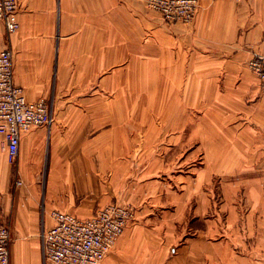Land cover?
<instances>
[{
	"label": "crops",
	"instance_id": "obj_1",
	"mask_svg": "<svg viewBox=\"0 0 264 264\" xmlns=\"http://www.w3.org/2000/svg\"><path fill=\"white\" fill-rule=\"evenodd\" d=\"M19 3L17 32L9 35L0 19V51L12 47L15 81L31 100L49 98L56 85L174 83L218 87L198 93L199 98L245 101L248 84L255 80L248 61L253 49L263 46L264 15L253 8L252 0H201L192 22L174 24L137 11L144 8L142 0ZM153 27L169 32L161 38L167 43L159 46L161 52L152 49ZM142 33L148 34L149 42L137 76L135 39ZM113 59L131 62L120 67ZM152 62L161 70L154 78L161 80H152ZM96 113L94 108L53 109L51 126L23 132L14 163L8 160L6 138L0 134V218L11 231L10 264H51L44 257L42 236L53 224L54 211L87 214L96 203L104 206L122 194L128 199L132 195L130 172L121 183V161L125 163L119 160V113L103 111L101 123ZM99 140L101 147L116 143L110 160L91 156L89 145ZM207 161L218 165L220 160ZM89 177L95 185L82 183ZM17 179L23 183L18 185ZM197 179L201 182L200 173ZM146 195L159 196L161 189ZM187 225L194 230L191 235L171 210L157 204L141 206L101 264H264V220ZM254 236L255 245L249 244Z\"/></svg>",
	"mask_w": 264,
	"mask_h": 264
},
{
	"label": "rangeland",
	"instance_id": "obj_2",
	"mask_svg": "<svg viewBox=\"0 0 264 264\" xmlns=\"http://www.w3.org/2000/svg\"><path fill=\"white\" fill-rule=\"evenodd\" d=\"M146 1L142 0L144 8L137 11L150 12L152 19L155 20L154 15H158L165 23L174 24L167 21L161 12L151 9ZM200 4L201 0L195 17ZM252 6L260 9L264 15V0H252ZM154 28L152 49L161 52L159 46L167 44L161 38L169 37V32ZM148 42V34L142 33L135 39L137 76L142 73L143 50ZM262 44L258 49H253L248 61V68L255 80L248 84V98L245 101L199 98L198 93L218 87L174 83L56 85L49 98L42 97L54 110L94 108L98 123L103 121V111L107 109L119 113V160L125 163L123 165L121 161V168H125L121 183L130 172L128 178L131 180L132 195L128 199L127 194H122L104 206L96 203L93 211L87 214L71 213L87 219L101 208L118 204L132 211L129 225L136 220L141 206L157 204L171 210L177 220H183L186 223L183 230L188 235L194 232L187 225L188 222L264 220V79L250 64L255 53L264 49V38ZM112 62L121 67L131 61L118 62L113 59ZM73 63L79 64L76 61ZM152 66V80H161L160 77L154 78V74L161 72L159 65L152 62ZM220 89L223 90V86ZM117 97L118 100L115 99ZM100 125L97 124L96 131L101 128ZM96 137L100 138L99 135ZM101 144L99 140L94 147L89 145L91 156L110 160L111 152L115 155L117 151L116 143L112 145L110 142L106 147H101ZM207 160L220 161L216 165ZM198 173L201 182L197 179ZM82 183L90 186L95 185L96 181L90 179ZM74 187L78 188V185L74 184ZM77 188L74 192L79 200L81 197L77 195ZM157 188L161 189V195L143 196L147 192L151 195ZM161 214L165 213L158 215ZM248 240L249 244L255 245V236Z\"/></svg>",
	"mask_w": 264,
	"mask_h": 264
},
{
	"label": "built area",
	"instance_id": "obj_3",
	"mask_svg": "<svg viewBox=\"0 0 264 264\" xmlns=\"http://www.w3.org/2000/svg\"><path fill=\"white\" fill-rule=\"evenodd\" d=\"M172 23L191 22L199 0H147ZM19 0H0V19L9 35L20 28ZM250 64L264 79V49L256 52ZM53 108L45 99L31 100L14 77V52L10 47L0 51V134L7 142L13 162L20 152L22 134L35 127L54 122ZM18 185L22 180L17 179ZM133 213L125 206L113 204L99 209L87 219L68 212L54 211L53 224L43 232L45 260L51 264H99L125 231ZM11 231L0 218V264H10Z\"/></svg>",
	"mask_w": 264,
	"mask_h": 264
},
{
	"label": "bare ground",
	"instance_id": "obj_4",
	"mask_svg": "<svg viewBox=\"0 0 264 264\" xmlns=\"http://www.w3.org/2000/svg\"><path fill=\"white\" fill-rule=\"evenodd\" d=\"M256 54V53H255ZM171 99H169V101H170ZM169 101H168V104H169ZM176 103V102H175ZM183 105V104H182ZM181 107V106H180ZM179 107V108H180ZM184 107V106H183ZM172 111V110H171ZM159 114V113H158ZM172 115H174V114H172ZM163 117V116H162ZM161 118V117H160ZM172 119V118H171ZM175 119V118H174ZM173 124V123H172ZM202 133V132H201Z\"/></svg>",
	"mask_w": 264,
	"mask_h": 264
}]
</instances>
